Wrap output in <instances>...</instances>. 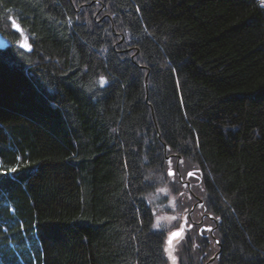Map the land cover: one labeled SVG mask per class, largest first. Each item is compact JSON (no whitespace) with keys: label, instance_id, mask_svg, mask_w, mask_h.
<instances>
[{"label":"trees","instance_id":"16d2710c","mask_svg":"<svg viewBox=\"0 0 264 264\" xmlns=\"http://www.w3.org/2000/svg\"><path fill=\"white\" fill-rule=\"evenodd\" d=\"M0 39V264H168L177 162L216 219L179 264H264L260 0H0Z\"/></svg>","mask_w":264,"mask_h":264},{"label":"rangeland","instance_id":"374dc122","mask_svg":"<svg viewBox=\"0 0 264 264\" xmlns=\"http://www.w3.org/2000/svg\"><path fill=\"white\" fill-rule=\"evenodd\" d=\"M177 168L179 169L178 173L176 172ZM169 171L176 173V175L169 176ZM190 172L193 174L192 176L188 175ZM162 181V187L149 194L148 198L153 203L155 211V228L165 231V238L173 232L179 231L182 233L180 237L173 240L171 247L168 241L164 244V253L168 264H172L170 254L176 260V264H179L180 254L187 250L186 244L190 234L196 231L200 237L208 241V238L211 239L210 237H213L214 229L210 231V228L213 227V222L211 221V223L210 221H206V218L204 219L209 213L201 207L204 197L202 189L198 185L199 179L192 170L188 171L179 168L178 162L175 164V167L171 163L167 167ZM186 182L189 183V186L185 184ZM192 219L197 220L196 224L193 225L191 222H188V220L191 221ZM195 226L196 228H194ZM209 232L212 235L210 237ZM203 264L209 263L205 260Z\"/></svg>","mask_w":264,"mask_h":264},{"label":"snow or ice","instance_id":"6c2138e0","mask_svg":"<svg viewBox=\"0 0 264 264\" xmlns=\"http://www.w3.org/2000/svg\"><path fill=\"white\" fill-rule=\"evenodd\" d=\"M260 5L261 7H264V0H260ZM12 24H13V27L17 28V31H19L20 29L16 26L15 24V21L13 20L12 21ZM27 45H23V47H26ZM101 84L104 83L103 80L100 81ZM13 171H15V169H13ZM176 172L178 173L179 172V169L177 168ZM168 175L169 176H174L176 175V173L172 172V171H169L168 172ZM189 176H192L193 174L190 172L188 173ZM201 207H203V205H201ZM145 211H149L148 209H145ZM149 221L151 220V216L148 217ZM155 227V225L153 226ZM182 235L181 232L177 231V232H173L170 236H169V239H168V244L169 246L171 247L172 243H173V240L180 237ZM170 259H171V262L172 264H176V260L174 258H172L171 254H170Z\"/></svg>","mask_w":264,"mask_h":264},{"label":"water","instance_id":"95a60500","mask_svg":"<svg viewBox=\"0 0 264 264\" xmlns=\"http://www.w3.org/2000/svg\"><path fill=\"white\" fill-rule=\"evenodd\" d=\"M102 8H103V6H102ZM80 9H81V6L78 7L77 12H79ZM101 19H102V18H101ZM101 19H98V20H101ZM121 39H122V36H121ZM3 46H4V41H3L2 39H0V47H3ZM131 58H132V56H131ZM146 78H147V75H146ZM146 83H147V82H146ZM167 159H168V157H167ZM185 184H187V185L189 186V183H188V182H186ZM201 202H202V201H201ZM201 202H199V203H201ZM207 215H208L209 217H213L211 214H207ZM171 234H172V233H171ZM168 239H169V235L167 236L165 242H167ZM217 243H218V242H217ZM214 257H215V255H213V257H211L209 261H212V260L214 259Z\"/></svg>","mask_w":264,"mask_h":264},{"label":"flooded vegetation","instance_id":"af4514ba","mask_svg":"<svg viewBox=\"0 0 264 264\" xmlns=\"http://www.w3.org/2000/svg\"><path fill=\"white\" fill-rule=\"evenodd\" d=\"M208 217H209V216H206V217H204V219H205V218H208ZM211 218H212V217H210L209 219L213 222V227L210 228V231H211L212 229H214V227H215V220H213V218H212V219H211ZM196 221H197V220H196ZM196 221L193 220V219H192L191 221L188 220V222H191L193 225L196 224ZM209 234H211V233L209 232Z\"/></svg>","mask_w":264,"mask_h":264},{"label":"bare ground","instance_id":"6f19581e","mask_svg":"<svg viewBox=\"0 0 264 264\" xmlns=\"http://www.w3.org/2000/svg\"><path fill=\"white\" fill-rule=\"evenodd\" d=\"M147 81V80H146ZM187 218V217H186ZM214 220H216V219H214ZM202 228V227H201ZM191 235V234H190Z\"/></svg>","mask_w":264,"mask_h":264}]
</instances>
